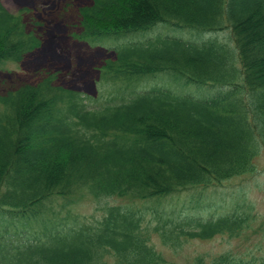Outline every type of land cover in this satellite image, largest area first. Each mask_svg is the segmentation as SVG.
<instances>
[{"label":"trees","instance_id":"1","mask_svg":"<svg viewBox=\"0 0 264 264\" xmlns=\"http://www.w3.org/2000/svg\"><path fill=\"white\" fill-rule=\"evenodd\" d=\"M26 11L0 0L1 63H19L42 45ZM79 13V38H115L117 57L102 74L119 85L100 106L90 101L98 96L56 83V73L0 93V224L30 230L0 240V264H176L155 237L176 252L192 239L253 229L245 202L223 214H173L165 204L151 210L152 221L146 213L148 202L256 171L264 150V0H91ZM227 28L234 47L216 34ZM157 75L215 88L197 95L140 85ZM86 195L104 204L92 220L68 207ZM193 264H264V256L224 252Z\"/></svg>","mask_w":264,"mask_h":264},{"label":"rangeland","instance_id":"2","mask_svg":"<svg viewBox=\"0 0 264 264\" xmlns=\"http://www.w3.org/2000/svg\"><path fill=\"white\" fill-rule=\"evenodd\" d=\"M10 10L18 11L27 7L25 20L29 29L42 38V45L29 52L19 62H0V93L19 86L24 82H37L48 73H56V83L67 88L75 89L85 95L98 96V100L91 99L93 106H100L115 94L114 88L119 83L113 84L103 80V66L109 59L116 58L113 48L114 37L102 36L101 41L89 42L77 36L82 31L80 24L79 8L91 0H1ZM162 25V24H159ZM164 33L173 32L189 38H196L198 34L170 30L165 26L160 28ZM173 29V27L171 28ZM182 30L179 28H174ZM150 34L158 32V27L153 28ZM224 41L233 45L230 29L216 33ZM204 35L201 37H208ZM234 47V45L232 46ZM109 71V70H108ZM111 76V71L106 73V78ZM157 83H166L176 90H187L197 95L207 94L215 86H206L190 83L181 87L168 77L153 76L142 80L141 86H151ZM211 89V90H208ZM257 169L253 173L236 176L226 181L222 186L198 187L183 192L181 195L167 197L161 205L148 202L152 207L147 211V220H153L154 208L167 206L173 214L195 213L200 215L223 214L233 211L238 204L245 202L254 208L255 220L253 229L243 232L239 236L219 234L208 240L192 239L185 243L179 250L173 251L163 246L155 237L154 240L160 249H163L167 258L176 264H193L199 255H204L205 261L210 262L214 255L232 252L239 256H264V150L255 159ZM112 204H127V198L113 197L109 200ZM101 202L91 198L81 199L77 203L68 205L73 214L93 219L102 214ZM136 206L147 207L142 202ZM158 206V207H157ZM153 210V212H151ZM72 219L73 217L70 216ZM147 220H145L147 222ZM0 240H7L11 236H26L27 227H21L19 222L11 223L8 227L0 224ZM16 237V236H15Z\"/></svg>","mask_w":264,"mask_h":264}]
</instances>
